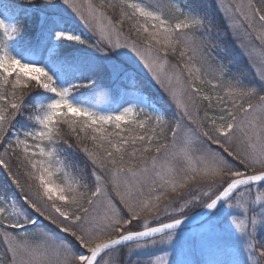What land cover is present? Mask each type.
Masks as SVG:
<instances>
[{
    "label": "snow or ice",
    "instance_id": "6c2138e0",
    "mask_svg": "<svg viewBox=\"0 0 264 264\" xmlns=\"http://www.w3.org/2000/svg\"><path fill=\"white\" fill-rule=\"evenodd\" d=\"M0 177V264H264V0H0Z\"/></svg>",
    "mask_w": 264,
    "mask_h": 264
},
{
    "label": "trees",
    "instance_id": "16d2710c",
    "mask_svg": "<svg viewBox=\"0 0 264 264\" xmlns=\"http://www.w3.org/2000/svg\"><path fill=\"white\" fill-rule=\"evenodd\" d=\"M207 3L209 4V6L211 7L213 5V0H207ZM218 19H219V23H220V38L223 41L224 45H226L229 49V51L237 56V58L239 59V63L241 66L246 67L247 66V60L245 57H243V55H241V50L236 46V42L233 40L232 37V33L224 26L223 24V20L222 18L219 17L218 15ZM74 28H82V25H79L78 23H74L72 25ZM5 184L4 178L0 177V187H3ZM8 191H12V189H8ZM17 195H19L17 193ZM47 223V222H45ZM3 245H0V248H2ZM132 259H135L136 257L133 256L131 257ZM120 260L121 262H123L124 260V252H122L121 256H120Z\"/></svg>",
    "mask_w": 264,
    "mask_h": 264
},
{
    "label": "rangeland",
    "instance_id": "374dc122",
    "mask_svg": "<svg viewBox=\"0 0 264 264\" xmlns=\"http://www.w3.org/2000/svg\"><path fill=\"white\" fill-rule=\"evenodd\" d=\"M254 42L257 43V45H258V43H259L258 41H254ZM124 252H126V250H124Z\"/></svg>",
    "mask_w": 264,
    "mask_h": 264
}]
</instances>
